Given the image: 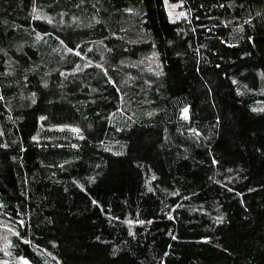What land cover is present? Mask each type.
Listing matches in <instances>:
<instances>
[{
    "label": "trees",
    "instance_id": "16d2710c",
    "mask_svg": "<svg viewBox=\"0 0 264 264\" xmlns=\"http://www.w3.org/2000/svg\"><path fill=\"white\" fill-rule=\"evenodd\" d=\"M0 97L7 264H264V0H0Z\"/></svg>",
    "mask_w": 264,
    "mask_h": 264
},
{
    "label": "rangeland",
    "instance_id": "374dc122",
    "mask_svg": "<svg viewBox=\"0 0 264 264\" xmlns=\"http://www.w3.org/2000/svg\"><path fill=\"white\" fill-rule=\"evenodd\" d=\"M173 5H175V7H173ZM179 7L180 6L177 4H170V3L167 4V12H168L169 18L171 20H178L184 16V15L179 16V13L183 12V10L180 9ZM177 17H179V18H177ZM183 118H184V116H183ZM14 233H15V229L11 226L9 221L0 220V257L1 258L3 257L5 259V260L1 259L0 264H4L5 261L9 260L8 256H10V254H11L10 236ZM6 253H8V254L6 255ZM24 261H25V259L24 260H21L20 258L14 259V262L16 264H24ZM28 264H30V263L28 262Z\"/></svg>",
    "mask_w": 264,
    "mask_h": 264
},
{
    "label": "snow or ice",
    "instance_id": "6c2138e0",
    "mask_svg": "<svg viewBox=\"0 0 264 264\" xmlns=\"http://www.w3.org/2000/svg\"><path fill=\"white\" fill-rule=\"evenodd\" d=\"M165 2L167 3V0H165ZM173 7H175V5H173ZM126 11H130V9H126ZM183 15H184L183 12L179 13V16H183ZM34 18H35V17H34ZM177 18H179V17H177ZM48 22L51 23V20L49 19ZM37 36H38V38H39V34H37ZM62 43H63V41H62ZM76 47H79V45H76ZM108 50L111 51V49H108ZM67 51H69V52H73V48L69 47V48H67ZM75 54H76L77 56L80 55L79 52H76ZM121 63H123V61H121ZM85 66L88 67V66H90V65H85ZM97 67H102V65H97ZM77 70L82 71V69H80L79 66H77ZM105 74L107 75V73H105ZM159 74H160V73H157V75H159ZM0 99H3V97H0ZM33 103H35L34 98H33ZM253 111H256V109H253ZM260 111H264V109H260ZM187 113H188V108L185 107V108L182 110V115L184 116L185 119H187ZM43 119H45V117H41V120H43ZM64 127H68V125H64ZM71 131L77 133L79 139H84V136L80 133V129H79V128H72ZM33 139L35 140L36 138L33 137ZM71 146H72L73 148L78 147V146L75 145V144H73V145H71ZM0 147H6V145H0ZM213 162L215 163V161H213ZM149 191H151V189H149ZM94 203H95V202H94ZM139 223L142 224V223H144V221H139ZM17 235H19V234H17ZM173 238H175V237H173ZM25 242H27V241H25ZM7 254H8V253H6V255H7ZM113 254H115V253H113ZM20 259H21V260H24L23 257H21ZM4 264H7V262L5 261ZM24 264H28V262L25 260V261H24Z\"/></svg>",
    "mask_w": 264,
    "mask_h": 264
}]
</instances>
